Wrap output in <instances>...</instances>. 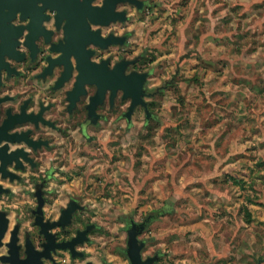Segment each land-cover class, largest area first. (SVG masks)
<instances>
[{
  "label": "rangeland",
  "instance_id": "1",
  "mask_svg": "<svg viewBox=\"0 0 264 264\" xmlns=\"http://www.w3.org/2000/svg\"><path fill=\"white\" fill-rule=\"evenodd\" d=\"M140 3L116 32L131 34L146 106L78 111L90 124L52 162V195L96 212L111 264L142 232L176 264H264V184L243 167L264 155V0Z\"/></svg>",
  "mask_w": 264,
  "mask_h": 264
},
{
  "label": "flooded vegetation",
  "instance_id": "2",
  "mask_svg": "<svg viewBox=\"0 0 264 264\" xmlns=\"http://www.w3.org/2000/svg\"><path fill=\"white\" fill-rule=\"evenodd\" d=\"M103 1H93L98 8L93 19L85 9H41V3L0 15V220L8 225L0 264H111L96 212L77 197L57 201L51 185L52 162L68 157L74 129L86 135L89 117L80 122L78 111L88 116L99 90L86 83L73 101L78 61L86 78L100 82L103 62L109 71L126 62L125 76L139 73L133 51L125 48L131 34L116 32L129 20L132 6L119 4L116 11L125 13V21L103 26ZM110 26L114 29L106 32ZM110 36L120 40L101 48V38ZM119 95L124 93L118 91L113 104ZM107 99L111 104V92L105 104ZM94 112L100 119L101 103ZM130 237L127 233L116 264H176L168 251L152 249L146 232L129 246Z\"/></svg>",
  "mask_w": 264,
  "mask_h": 264
},
{
  "label": "water",
  "instance_id": "3",
  "mask_svg": "<svg viewBox=\"0 0 264 264\" xmlns=\"http://www.w3.org/2000/svg\"><path fill=\"white\" fill-rule=\"evenodd\" d=\"M95 0H0V15L4 11L17 12L19 10L38 8V3L42 4L41 9L50 8L59 11L66 9H85L88 10V17L94 18L98 13V8L92 5ZM130 3L139 7L140 0H104L101 6V25L109 26L112 22L125 21V13L117 12L119 4ZM119 38L110 36L107 39L101 38V48H106L107 45L115 44ZM98 43V42H95ZM127 63L121 62L112 71L107 70V62L101 64V82L98 79H88L84 76L82 64L78 61V69L80 76L76 88L71 94L73 101L80 93H84L83 88L86 83L97 84L99 87L96 97L93 99L91 111H94L98 104H102L105 100L106 94L111 92V104L118 91L124 93L123 99H131V107L128 111L127 117L130 118L134 110L139 105H145L143 101V87L147 79L146 74L134 73L130 76H125L124 71ZM8 228L7 220H0V241L3 238ZM136 239V238H132Z\"/></svg>",
  "mask_w": 264,
  "mask_h": 264
},
{
  "label": "crops",
  "instance_id": "4",
  "mask_svg": "<svg viewBox=\"0 0 264 264\" xmlns=\"http://www.w3.org/2000/svg\"><path fill=\"white\" fill-rule=\"evenodd\" d=\"M236 155H238V154H236V153H234V152H232L231 151V153H226V158H225V161L227 162V168L225 169V173H230L234 168H238V167H241V165H239L238 163H236V162H234V160H233V157H235ZM229 161H231V162H229ZM250 161V165L247 167V165L246 164H243V167H245V169H247V171H248V177L247 178H245L244 180L245 181H251V180H249V178H253L254 177V175H255V178H253V182H258L259 183V185H263L264 184V155H263V157L261 158L260 156H258L257 157V159L256 160H253V159H251V160H249ZM244 163H246V162H244ZM255 163H257L258 164V169L257 168H255V167H257L256 165H255ZM250 168H252V169H257V172H258V174L256 175V173H251V171H250ZM259 170V171H258ZM254 174V175H253ZM229 175V174H228ZM232 177V176H231ZM255 179H256V181H255ZM257 183V184H258ZM258 187V186H257Z\"/></svg>",
  "mask_w": 264,
  "mask_h": 264
}]
</instances>
